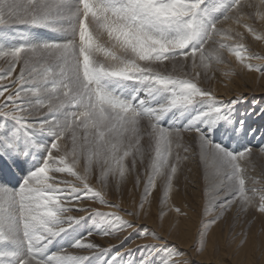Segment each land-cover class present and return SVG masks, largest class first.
I'll return each instance as SVG.
<instances>
[{"label":"rangeland","instance_id":"1","mask_svg":"<svg viewBox=\"0 0 264 264\" xmlns=\"http://www.w3.org/2000/svg\"><path fill=\"white\" fill-rule=\"evenodd\" d=\"M257 1L0 0V187L10 192L0 196V264L185 260L161 229L164 212L176 216L163 222L171 228L195 216V254L217 223L241 264H264V152L253 141L264 110L248 113L253 99L242 95L220 105L211 85L223 62L227 75L264 74ZM233 18L239 28L227 25ZM39 169L49 174L47 191L28 179ZM170 186L179 201L169 200ZM64 189L83 215L74 212L46 243L39 223L54 220L48 197L65 198ZM85 232L105 238L95 244L102 249L73 251Z\"/></svg>","mask_w":264,"mask_h":264},{"label":"bare ground","instance_id":"2","mask_svg":"<svg viewBox=\"0 0 264 264\" xmlns=\"http://www.w3.org/2000/svg\"><path fill=\"white\" fill-rule=\"evenodd\" d=\"M254 3L258 4V1L257 0H253ZM245 9L247 10V12L249 11H253L256 9L255 6L253 5H245ZM262 12V15L264 13V9L261 10ZM244 13L246 11H243ZM240 14H238V16L240 17ZM246 14V13H245ZM261 15V16H262ZM243 18H247V15L245 17H240V19H243ZM258 20H260L262 22V24L264 25V16L262 17H258ZM237 18H233L231 19L227 25L229 26V28H239L240 26V22L238 21ZM220 30H225L227 29L226 27V24L225 25H222L220 26L219 28ZM216 40L219 39V38H215ZM209 45V43H208ZM207 45V47H208ZM230 53V52H229ZM244 55V54H243ZM243 55H241V58L243 57ZM230 58L232 60V64L235 68H238L240 65L241 66H244V62L245 60L241 59V60H238L237 56L235 54H230ZM213 59H211L212 61ZM229 65L226 64V62H223L221 64H218L216 65V68H217V73H214L213 74V82L211 83V85L213 86V93H216V95H221L223 97H215V100H216V103L219 104L220 101H222V104H225L226 102H228L229 100L233 102H236L238 100V97H240L241 95L243 97L246 98V100H251L253 99L252 101V107L249 109L248 113L250 112V110H254L255 112L258 111L257 110V107L260 103V108H262L264 110V96L261 97V96H256V95H264V74H262L261 76H257L256 74L252 73V72H248V71H245V70H240L241 71V74L237 71H235L234 74H224V71H226L227 67ZM238 66V67H237ZM220 72V73H219ZM208 77L209 78H212V74H208ZM243 86H246V87H243ZM243 93V94H242ZM236 97V98H235ZM223 98V99H222ZM263 99V100H262ZM219 105V106H220ZM226 105V104H225ZM229 105V104H228ZM234 106V105H233ZM231 106V107H233ZM244 106V112L245 111V108L247 109L246 107V104L243 105ZM229 107V106H228ZM230 107V108H231ZM222 108V106L220 107ZM226 109V108H225ZM229 109V108H228ZM237 109V108H236ZM205 110V109H203ZM209 110V109H208ZM223 110V109H222ZM261 110V109H259ZM227 111V109L225 110V112ZM232 111V109H231ZM210 112V111H208ZM214 112V111H212ZM211 112V114L213 115V113ZM207 113V112H206ZM232 113V112H231ZM258 113V112H257ZM210 114V113H209ZM259 114V113H258ZM205 115V114H204ZM242 115V114H241ZM244 115V113H243ZM242 115V116H243ZM249 115V114H248ZM253 115V114H252ZM209 116V115H208ZM211 116V115H210ZM214 116V115H213ZM250 116V115H249ZM256 117L258 115H255ZM207 117V115H206ZM254 118V116H251ZM260 118V116H258ZM211 118V117H210ZM249 118V117H248ZM258 118V121L255 123L257 124L256 126H253V128L255 127H258L259 126V131L260 134V138L259 139H256L253 141H255L254 143H258V142H263V144L261 145L262 147H260V149L263 150L264 152V114L261 116V118L259 119ZM256 120V119H255ZM253 122V121H252ZM254 124V123H252ZM254 124V125H255ZM256 131V129H255ZM257 132V133H258ZM255 133V132H254ZM256 133V134H257ZM38 134V133H37ZM255 135V134H254ZM253 135V136H254ZM37 139V138H36ZM252 141V140H251ZM13 143V142H12ZM252 143V142H251ZM215 147L217 146L216 144H213ZM54 152H55V147H53ZM26 151V150H25ZM44 151V150H43ZM256 152H260L258 150H256ZM262 155H264L262 152H260ZM56 157H60L57 153H53ZM47 156V155H46ZM44 160V159H43ZM42 160V161H43ZM35 162H37V160H35ZM40 164V163H39ZM42 164V163H41ZM47 164V163H46ZM45 164V165H46ZM44 165V164H43ZM52 165L51 163H48L43 169H46V170H49L50 172V168ZM81 169H84V168H81ZM32 175V174H31ZM48 173L47 172H43V171H35V173L32 175V176H29L28 179H30V183L32 185L35 184L34 181H38L37 184V188L39 190L41 189H46L47 191V188L49 187L50 185V180H49V177H48ZM64 177V176H62ZM62 179V178H61ZM64 179H67L64 177ZM132 182L131 180H128V185L130 187V190H131V194L134 193L133 191V187L131 186ZM58 185V184H57ZM62 186V185H61ZM66 187V186H65ZM69 187V186H68ZM70 188V187H69ZM264 189V187H262ZM45 191V192H46ZM168 191H172V194L169 195V200L171 199L172 201H179L181 196H180V191H178L176 188L174 187H169L168 188ZM44 192V193H45ZM255 192H258V191H255ZM10 194V192L4 188V187H0V196L2 195H6L8 196ZM47 194V193H46ZM50 194V193H49ZM68 194L70 195V193H68V189H64V191L61 193V195H63V197L65 198H61L59 200H55V199H51L50 196L48 197V203H49V209L51 207H53L54 210H56L57 214L56 216L53 215V213L51 215H53L55 218L54 220L51 222V223H42L40 222L39 223V226H40V229L39 232L42 234V238H43V241H45L47 243L48 240L54 238L57 236V234L59 232H61L62 230H66V228L69 226L68 224H70L72 221V214L75 212L77 213L76 216L78 215H83V213L80 211L81 209L77 208L76 211H71L70 207H78L77 206V203L78 201H76V203L74 202L75 201V198H72L71 199H68L67 196ZM51 195V194H50ZM55 196V195H54ZM73 196V194H72ZM57 198V197H56ZM58 199V198H57ZM263 199V198H262ZM47 200V199H46ZM84 207L86 206L85 204L88 203L87 200H85L84 202H81ZM156 206V205H155ZM153 206H151V204H149L147 206V209H149L146 213L148 214V216L150 217V212H151V209H154V207L152 208ZM75 208V207H74ZM48 209V210H49ZM53 209H50L53 211ZM76 209V208H75ZM83 211V210H82ZM50 212V211H49ZM85 212V211H84ZM50 214V213H49ZM258 214V213H257ZM256 215V214H255ZM261 217V216H260ZM176 216L175 215H169L168 212H164L163 215L161 216V229H166V230H171L170 231V237H168V239L165 237L164 234H161L165 237V239L169 240L170 242L169 243H173L172 241L176 242L177 245L176 247L177 248H180V249H183L184 250V259L185 260H182L180 257L178 258H173L172 262L170 264H185L186 261H188L189 263L187 264H241L235 257L236 255H231L230 254V248L225 244V237H226V233L228 232V230L226 231L224 229L221 230L220 229V225L217 223H213L210 227H209V230L201 235V238L204 240V244L202 245V250H200V253H197L195 254L194 253V249H191V247L194 245V238L197 236V233L199 232V225L197 224V220L195 219V216H190V217H187V221L185 222H178V226H176V228H171V227H168V226H165L163 224L164 221L166 220H170V219H175ZM262 219V218H260ZM138 220H141V219H138ZM258 220V219H257ZM31 223V222H30ZM153 223V222H152ZM156 224V222H154ZM260 223L264 224V221H260ZM257 224V223H256ZM261 225V224H260ZM152 226V225H151ZM256 226V225H255ZM227 227V226H226ZM257 227V226H256ZM259 227V226H258ZM257 227V228H258ZM260 227H264L263 226H260ZM229 228V227H228ZM227 228V229H228ZM253 229V228H252ZM251 229V230H252ZM150 230H153V229H150ZM232 230V229H231ZM233 230L235 231V229L233 228ZM249 230V231H251ZM259 230V229H258ZM257 230V231H258ZM248 231V232H249ZM260 231V230H259ZM233 232V231H232ZM247 232V233H248ZM256 232V231H254ZM62 233V232H61ZM235 233V232H234ZM251 233V232H250ZM228 234V233H227ZM233 234V233H232ZM231 234V235H232ZM263 234V232L261 233V235ZM241 235V233H240ZM239 235V236H240ZM246 235L245 234V238H246ZM252 235V234H250ZM249 236V235H248ZM247 236V237H248ZM230 237V236H229ZM255 233H254V238H255ZM156 238H159L158 236ZM234 238V236H233ZM241 238V237H240ZM244 238V239H245ZM252 237H250L251 239ZM264 238V236H263ZM53 239V241H54ZM149 238L146 237L145 240H148ZM236 239H238L236 237ZM243 239V238H242ZM161 240H164V238L161 237ZM172 240V241H171ZM227 240H228V237H227ZM240 240V239H239ZM252 240V239H251ZM255 240V239H254ZM257 240V239H256ZM260 240V239H259ZM106 239H96V237L93 235L92 236V233H89V232H85V233H82L80 234L76 240L74 241V243H76V245H74L72 247L73 251H77V252H80V253H83V254H87V255H90L91 253H95L98 251V249H102L100 246H97L95 244H105L106 243ZM243 241H249L248 239H245ZM233 242V241H232ZM231 242V243H232ZM45 243V244H46ZM52 243V242H51ZM241 243V242H239ZM249 243V242H248ZM248 243H245V244H248ZM234 244V242L232 243ZM237 245V243L235 244ZM257 245V244H256ZM233 246V245H232ZM240 246V245H239ZM171 247V246H170ZM169 247V248H170ZM235 247V246H234ZM248 247V245H247ZM237 248V247H236ZM249 249V247H248ZM247 250V249H246ZM237 251V250H236ZM259 251V250H258ZM264 251V249H263ZM233 254V253H232ZM237 254V253H236ZM146 256L145 254H143V257ZM195 256V257H194ZM238 256V254H237ZM264 256V255H263ZM195 258L193 260V258ZM117 258V257H116ZM141 258V257H140ZM139 258V259H140ZM146 258V257H145ZM151 258V257H150ZM248 258V256H247ZM262 259V257H261ZM34 259L31 258V257H25L24 261L25 263L27 262L28 264H45L41 261H38L36 260L33 261ZM141 260H144V258H142ZM146 260V259H145ZM151 260V259H150ZM244 261V260H243ZM251 261V258L248 260L247 259V262L246 264H251L249 263ZM142 262V261H141ZM170 262V260H169ZM256 262V261H255ZM152 263V262H151ZM156 263V261H154V264ZM146 264V262H145ZM159 264V263H158ZM253 264V263H252Z\"/></svg>","mask_w":264,"mask_h":264}]
</instances>
